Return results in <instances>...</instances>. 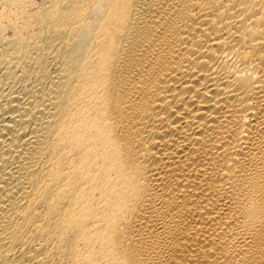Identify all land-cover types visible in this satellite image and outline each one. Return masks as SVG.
Returning a JSON list of instances; mask_svg holds the SVG:
<instances>
[{
  "label": "bare ground",
  "instance_id": "bare-ground-1",
  "mask_svg": "<svg viewBox=\"0 0 264 264\" xmlns=\"http://www.w3.org/2000/svg\"><path fill=\"white\" fill-rule=\"evenodd\" d=\"M0 264H264V0H0Z\"/></svg>",
  "mask_w": 264,
  "mask_h": 264
}]
</instances>
